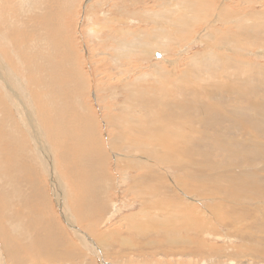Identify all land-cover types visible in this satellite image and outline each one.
<instances>
[{"label": "rangeland", "instance_id": "obj_1", "mask_svg": "<svg viewBox=\"0 0 264 264\" xmlns=\"http://www.w3.org/2000/svg\"><path fill=\"white\" fill-rule=\"evenodd\" d=\"M25 1L0 0V228H8L12 240V247L6 249L7 241L0 234V247L7 250L1 251L0 264H12L14 251L24 264H264V172L259 171L264 169V123L260 122H264V74L251 70L243 75L240 66L264 67V58H258L262 50L264 55V24L249 33L237 28L257 16L264 22V0H202L207 17L197 24L188 17L200 11L184 10L185 0ZM236 21L241 23L235 26ZM182 24L189 26L185 34L179 32ZM229 30L233 39L243 42L241 51L227 46ZM210 31H218L217 36L208 35ZM155 36L169 43L166 48H149L146 54L140 45L155 44ZM137 39V48L123 44ZM244 54L252 56L241 60ZM139 77L144 80L138 83ZM226 82L234 93L227 100L216 91ZM138 97H144L146 104L139 105ZM225 102L250 112L243 117L235 112L237 117ZM128 103L134 108H127ZM247 118L253 122L246 123ZM77 121L91 124L87 133L92 136L86 137L83 128L74 129ZM123 132L127 138L121 139ZM149 139L157 144L144 145ZM130 141L140 142L141 153L148 152L143 158L151 157L154 166L133 159L142 154L125 147ZM217 176L219 184L210 186ZM244 181L253 185H243ZM182 183L199 184L201 192ZM226 188L249 202L228 199ZM44 197L45 204H40ZM19 221L21 235L9 224Z\"/></svg>", "mask_w": 264, "mask_h": 264}, {"label": "bare ground", "instance_id": "obj_2", "mask_svg": "<svg viewBox=\"0 0 264 264\" xmlns=\"http://www.w3.org/2000/svg\"><path fill=\"white\" fill-rule=\"evenodd\" d=\"M21 1V0H20ZM25 1V0H24ZM31 1V0H30ZM29 1V2H30ZM34 1H36V0H34ZM61 1V0H60ZM168 1V0H167ZM225 1V0H224ZM223 1V2H224ZM253 1V0H252ZM22 2H23V0H22ZM26 2V1H25ZM28 2V3H29ZM246 3V2H245ZM250 3V2H249ZM23 5L22 6H24L25 4L24 3H22ZM34 4V3H33ZM37 4V3H36ZM177 4H179V2H177ZM203 4H204V1H202V0H185V2H184V10H186L187 8L186 7H188V9H194L195 7H197V9H196V11L198 10V11H200V13H197L196 15H194V16H189L188 18L189 19H193L195 22V24H197V23H199V21L201 20V21H203V20H205L206 19V17H207V14L205 13V11H204V8H203ZM206 4V3H205ZM260 4V3H259ZM21 5V4H20ZM28 5V4H27ZM38 5V4H37ZM206 5H208V4H206ZM21 6V7H22ZM178 6V5H177ZM25 7H26V5H25ZM28 7H29V5H28ZM175 8H177L176 6H174ZM260 7V6H259ZM24 7H22V9H23ZM169 8V7H168ZM186 8V9H185ZM171 9V8H170ZM25 10V9H24ZM68 10V9H67ZM164 10V9H163ZM173 10V9H172ZM30 11H31V9H30ZM29 11V12H30ZM187 11V10H186ZM223 11V10H222ZM32 12V11H31ZM169 12V11H168ZM228 13L227 12V10H225L223 13ZM44 13V12H43ZM170 13V12H169ZM222 12H220V14H221ZM262 13V12H261ZM193 14V13H192ZM219 13H218V17L219 16H221ZM35 15V14H34ZM227 15V14H226ZM256 15H258V14H256ZM178 16V15H177ZM183 16V15H182ZM204 16H205V19H204ZM229 16V15H228ZM26 17V16H25ZM40 17V16H39ZM224 17H225V15H224ZM227 17V16H226ZM236 17H238V15H236ZM236 17H234L235 18V20L237 19ZM255 17V16H254ZM234 18H233V20H234ZM41 19V18H40ZM170 19V18H169ZM225 19V18H224ZM231 19V18H230ZM248 19V18H247ZM251 19V18H250ZM30 20V19H29ZM166 20V19H165ZM222 20V19H221ZM227 20H229V18L227 19ZM232 20V21H233ZM238 20H239V18H238ZM242 20H244V18L242 19ZM241 20V21H242ZM246 20V19H245ZM63 21V20H62ZM181 21V20H180ZM201 21H200V23H201ZM225 21H226V19H225ZM231 21V22H232ZM247 21V20H246ZM171 22V21H170ZM234 22V21H233ZM237 22V21H236ZM22 23V22H21ZM163 23H165V22H163ZM162 23V24H163ZM172 23H173V21H172ZM178 23V22H177ZM186 23V22H185ZM229 23V22H228ZM239 23H241V22H237V23H235V26L237 25V24H239ZM250 23V22H249ZM47 24V23H46ZM159 24V23H158ZM189 24V23H188ZM230 24V23H229ZM263 24H264V22L262 21H259L258 20V16L254 19V21L253 22H251L250 24H246L245 22L244 23H242L240 26H238L237 28H238V31H240V30H242V28H243V30H244V28H245V32L246 33H249L250 31L249 30H254L255 29V27H261L262 28V26H263ZM21 25V24H20ZM157 25V24H156ZM165 25V24H164ZM170 25V24H169ZM168 25V26H169ZM178 25V24H177ZM24 25H22V27H23ZM25 27V26H24ZM36 27H38V26H36ZM171 28V27H170ZM172 28H174V27H172ZM178 28V27H177ZM264 28V27H263ZM188 29H189V26H187V25H183L182 24V26L180 25V28H179V32H180V34H185L187 31H188ZM242 30V31H243ZM264 30V29H263ZM34 31V30H33ZM32 31V32H33ZM56 31V30H55ZM31 32V33H32ZM120 32V31H119ZM158 32V31H157ZM211 32V31H210ZM209 32V33H210ZM218 32V31H217ZM217 32H215V33H213V32H211V34H208V35H212V34H217ZM255 32V31H254ZM253 32V33H254ZM21 33V32H20ZM46 33V32H45ZM122 33V32H121ZM208 33V32H207ZM229 33L230 34H227L226 35V37L228 36V40H227V42H229V43H227V46H230V45H233V48L234 47H236L235 49H240L239 51H241V49H242V45H243V42L242 43H240L241 41L240 40H235V39H233L232 38V36H231V32H230V30H229ZM243 33H244V31H243ZM245 33V34H246ZM2 34V33H1ZM48 34V33H47ZM67 34V33H66ZM177 34V33H176ZM180 34H178V35H180ZM223 34L224 33H222V35H220V36H223ZM136 35V34H135ZM244 35V34H243ZM249 35V34H248ZM15 36V35H14ZM165 37L166 36H168V35H164ZM163 36V37H164ZM217 36V35H216ZM225 36V35H224ZM247 36V35H246ZM3 37V36H2ZM124 37V36H123ZM198 37V36H197ZM203 37H204V35H203ZM250 37V36H249ZM13 38V37H12ZM35 38V37H34ZM162 38V37H161ZM184 38H186V37H184ZM208 39H210V37H207ZM247 38H248V36H247ZM155 39H156V42H155V44H152V42H148V41H146V42H143V43H141V45L140 46H143V50H144V52H146V54L149 52V48L150 49H152V48H166V46L168 45V43L169 42H167V43H161V42H163V41H161V42H159L158 40H157V38H156V36H155ZM213 39H216V37H214ZM252 39V38H251ZM52 40V39H51ZM126 40V39H125ZM153 41H154V39H152ZM181 40V39H180ZM129 41H131V40H129ZM128 41V42H129ZM166 41V40H165ZM164 41V42H165ZM198 41V40H197ZM202 41V40H201ZM222 41H223V39H222ZM254 41V40H253ZM140 42H141V40H140ZM180 42V41H179ZM205 42H207V41H205ZM226 42V41H225ZM224 42V43H225ZM53 43V42H52ZM151 43V44H150ZM208 45L210 46V48L212 47L211 45L213 44L212 43V41L211 40H209L208 42ZM257 43V42H256ZM255 43V44H256ZM124 44V46H126V47H128L130 50H131V48L132 47H136L137 48V46H138V39L137 40H135V41H133L132 43H130L129 42V44H126V43H123ZM252 44V43H251ZM119 45V44H118ZM120 45H122V44H120ZM225 45H226V43H225ZM260 45V44H259ZM258 45V46H259ZM226 46V47H227ZM257 45H256V47H258ZM261 46V45H260ZM264 46V45H263ZM64 47V46H63ZM225 47V48H226ZM262 47V46H261ZM213 48V47H212ZM228 48V47H227ZM230 48V47H229ZM233 48H231V49H233ZM168 49V48H167ZM122 51H123V49H121ZM133 50V49H132ZM234 50V49H233ZM247 50V49H246ZM260 50V49H259ZM125 51V50H124ZM161 51V50H160ZM10 52V51H9ZM153 52V51H152ZM212 52V51H211ZM236 52V51H235ZM69 53H71V52H69ZM126 53V52H125ZM128 53V52H127ZM181 53H183V51L181 52ZM241 53V52H240ZM157 54V53H156ZM159 54V53H158ZM162 54V56H164V53H161ZM160 54V55H161ZM212 53H210L209 54V57H211L212 55H211ZM252 54V53H251ZM251 54H244V55H241L242 57H241V60H246V58L248 57V56H252ZM123 55H124V53H123ZM205 55V54H204ZM119 56V55H118ZM117 56V57H118ZM126 56V55H125ZM199 56V55H198ZM53 57V56H52ZM116 57V58H117ZM121 57V56H120ZM216 57H219V56H216ZM119 58V57H118ZM123 58V57H122ZM122 58H120V59H122ZM233 58V57H232ZM258 58H264V55H263V50H262V52H259L258 53ZM162 59V58H161ZM199 59V58H198ZM254 59V58H253ZM69 60H71L70 58H69ZM164 62H169L167 59H162ZM216 60V59H215ZM238 60V59H237ZM248 60V59H247ZM0 61H2L1 60V58H0ZM204 61V60H203ZM213 61V60H212ZM215 62V61H214ZM238 62H240L239 60H238ZM246 62V61H245ZM172 63V62H171ZM209 63V62H208ZM241 63H244V61L243 62H241ZM240 63V64H241ZM173 64V63H172ZM174 64H175V62H174ZM233 64V63H232ZM245 64V63H244ZM240 65L242 68V70L243 71H245V74H243V75H246V72H250L251 70H254L253 72H255L256 71V73L255 74H257V72H259V73H261V75H263L264 74V67H252L251 66V63H246L247 65H248V67L246 66V65ZM73 65V64H72ZM227 65V64H226ZM239 65V64H238ZM261 65V64H260ZM158 66V65H157ZM211 66V65H210ZM230 66V65H229ZM244 66V67H243ZM250 66V67H249ZM262 66V65H261ZM154 67V66H153ZM155 67H156V65H155ZM154 67V68H155ZM160 68V67H159ZM205 68V67H204ZM228 68V67H227ZM230 68H231V66H230ZM234 68V67H233ZM236 68V67H235ZM162 69V68H161ZM220 69V68H219ZM224 69V68H223ZM222 69V70H223ZM232 69V68H231ZM239 69V68H238ZM151 70H153L152 68H151ZM158 70H160V69H158ZM225 71H226V68H225ZM160 72V71H159ZM7 73V72H6ZM190 73H192V72H190ZM242 73V72H241ZM59 74V73H58ZM204 74H206V73H204ZM249 74V73H248ZM248 74H247V77H248ZM0 75H1V73H0ZM7 75V74H6ZM41 75V74H40ZM157 75H159V74H157ZM209 74H207V76H208ZM242 75V76H243ZM254 74H252V76H253ZM259 75V74H258ZM3 76V75H2ZM160 76V75H159ZM218 76V75H217ZM225 76V75H224ZM249 76H250V74H249ZM10 77V76H9ZM191 77V76H190ZM219 77V76H218ZM223 77V76H222ZM243 77H245V76H243ZM6 78V77H5ZM8 78V77H7ZM6 78V79H7ZM143 78V77H142ZM187 78V77H186ZM225 78V77H224ZM138 79H140V77L138 78ZM178 79V78H177ZM193 79V78H192ZM226 79V78H225ZM248 79H249V77H248ZM252 79V78H251ZM8 80H9V78H8ZM14 80V79H13ZM141 80H144V79H140V80H138V81H136V82H141ZM160 80H161V78H160ZM204 80V79H203ZM206 80V79H205ZM17 81V80H16ZM189 81H191V80H189ZM199 81V80H198ZM223 81V80H222ZM10 82V81H9ZM13 82V81H12ZM11 82V83H12ZM205 82V81H204ZM214 82V81H213ZM212 82V83H213ZM221 82V81H220ZM238 82H239V80H238ZM240 82H242V80L240 81ZM247 82V81H246ZM1 83H2V81H1ZM14 83H15V81H14ZM13 83V84H14ZM18 83H20V84H22L21 83V81H20V79H19V81H18ZM186 83V82H185ZM184 83V84H185ZM208 83H210V82H208ZM3 84V83H2ZM12 84V85H13ZM192 84H195V83H192ZM220 84V83H219ZM247 84V83H246ZM16 85V84H15ZM71 85V84H70ZM213 85H215V84H213ZM230 85H232V84H227V82L223 85L222 84V86L220 85V87H218V88H216V91L218 92V93H220V94H218V95H220V97H222V98H224L225 100H227V98H229V96H233V92L230 90V88L232 87V86H230ZM3 86V85H2ZM5 86H7V84L5 85ZM9 86V85H8ZM77 86V85H76ZM209 86V85H208ZM74 87V86H73ZM197 87V86H196ZM199 88H200V86H198ZM239 87V86H238ZM241 87V86H240ZM3 88V87H2ZM7 88V87H6ZM10 88V87H9ZM9 88H8V90H9ZM77 88V87H76ZM186 88V87H185ZM205 89L206 88H208V87H204ZM203 88V89H204ZM247 88V87H246ZM49 89V88H48ZM74 89H75V87H74ZM195 89V88H194ZM200 89H202V88H200ZM200 89H197V90H200ZM240 89V88H239ZM5 90H7V89H5ZM40 90V89H39ZM77 90V89H76ZM80 90V89H79ZM178 90H179V88H178ZM177 90V91H178ZM196 90V89H195ZM209 90H210V88H209ZM208 90V91H209ZM211 90H213V89H211ZM215 90V89H214ZM244 90V89H243ZM4 91V90H3ZM11 90H9V92H10ZM176 91V90H175ZM215 91V92H216ZM237 91V90H236ZM2 92V91H1ZM45 92V91H44ZM79 92V91H78ZM165 92V91H164ZM172 92H173V90H172ZM192 92V91H191ZM198 92V91H197ZM200 92H202V90L200 91ZM199 92V93H200ZM217 92H216V95H217ZM241 92V91H240ZM6 93H8V91H6ZM80 93V92H79ZM129 93V92H128ZM174 93V92H173ZM172 93V94H173ZM208 93H210V92H208ZM207 93V94H208ZM212 93V92H211ZM242 93V92H241ZM9 94V93H8ZM14 94V93H13ZM29 95H30V93H28ZM171 94V95H172ZM175 94V93H174ZM235 94H237V93H235ZM244 94V93H243ZM3 95V94H2ZM181 95V94H180ZM211 95V94H210ZM215 95V96H216ZM10 96H12V95H9V97ZM129 96V95H128ZM132 96H134V95H132ZM186 96V95H185ZM184 96V97H185ZM208 96V95H207ZM4 97V96H3ZM7 97V96H6ZM18 97V96H17ZM20 97V96H19ZM30 97V96H29ZM173 97V96H172ZM179 97V96H178ZM178 97H175V98H178ZM182 98H183V96H181ZM199 97H201V96H199ZM235 97H236V95H235ZM15 97L13 96V99H14ZM21 98V97H20ZM208 98V97H207ZM212 98V97H211ZM218 98H219V96H218ZM233 98V97H232ZM9 99V98H8ZM13 99H11L12 101H13ZM16 99V98H15ZM131 99V98H130ZM147 99H149V98H147ZM172 99V98H171ZM179 99V98H178ZM177 99V100H178ZM202 99V98H201ZM200 99V100H201ZM217 99V98H216ZM220 99V98H219ZM244 99V98H243ZM10 100V99H9ZM21 100V99H20ZM19 100V101H20ZM137 100L139 101V105H145L146 104V100H145V98L143 97V98H137ZM176 100V99H175ZM185 101H186V99H184ZM188 100V99H187ZM198 100H199V98H198ZM214 100V99H213ZM230 100V99H229ZM239 100V99H238ZM8 101V100H7ZM131 101H133V100H131ZM150 101V100H149ZM179 101H181V100H179ZM183 101V100H182ZM185 101H184V103H185ZM189 101V100H188ZM206 101H208L207 99H206ZM240 101V100H239ZM6 102V101H5ZM134 102H136V101H134ZM134 102H132L131 104H133ZM170 102H172L171 100H170ZM200 102V101H199ZM204 102V101H203ZM13 103V102H12ZM25 103V102H24ZM24 103H22V104H24ZM148 104H149V102H147ZM169 103V102H168ZM175 103V102H174ZM195 103V102H194ZM208 103H211V102H208ZM214 103V102H213ZM212 103V104H213ZM221 103V102H220ZM226 103V102H225ZM250 103H252V104H254V102L252 101V102H250ZM3 104V103H2ZM9 104V103H8ZM7 103H5V106L6 105H8ZM11 104V103H10ZM9 104V105H10ZM14 104H15V101H14ZM19 104V103H18ZM22 104H21V106H22ZM33 104V103H32ZM44 104V103H43ZM136 104H137V102H136ZM151 104V103H150ZM163 104V103H162ZM172 105H173V103H171ZM177 104V103H176ZM178 104H179V102H178ZM181 104V103H180ZM187 104V103H186ZM185 104V105H186ZM189 104V103H188ZM200 104V103H199ZM212 104H210L211 106H212ZM223 104V103H222ZM227 105H229V106H231V109H232V111L235 113V112H238V113H240V115L243 117V116H247L248 115V113L250 112L249 110H247L248 108H242V107H240L241 109H243V110H238V104L236 103H232V102H227L226 103ZM0 105H1V103H0ZM55 105V104H54ZM57 105V104H56ZM134 105H135V103H134ZM134 105H130L129 103L128 104H125V106L127 107V108H132ZM154 105H156V104H154ZM161 105V104H160ZM165 105H167V104H165ZM181 105H183V103L181 104ZM218 105V104H217ZM220 105V104H219ZM218 105V106H219ZM224 105V104H223ZM241 105V104H240ZM4 106V107H5ZM11 106V105H10ZM20 106V107H21ZM28 106V105H27ZM135 106H137V105H135ZM147 106V105H146ZM159 106V105H158ZM168 106H169V104H168ZM175 106H177V105H175ZM203 106V105H202ZM246 106V105H245ZM249 106V105H248ZM25 107V106H24ZM35 107V106H34ZM46 107H48V106H46ZM139 107V106H138ZM157 107V106H156ZM164 107V105L162 106V108ZM178 107V106H177ZM180 107V106H179ZM182 107V106H181ZM188 107H190V106H188ZM204 107V106H203ZM215 107V106H214ZM220 108H221V106H219ZM225 107V106H224ZM223 107V108H224ZM1 108V107H0ZM2 108H3V105H2ZM8 109L9 110V107L7 106V107H5L4 109ZM59 107H57L56 109H58ZM134 108V107H133ZM132 108V109H133ZM146 108V107H145ZM159 108V107H158ZM165 108V107H164ZM168 108V107H167ZM183 108H185V107H183ZM199 108V107H198ZM226 108V107H225ZM6 109V110H7ZM20 109V108H19ZM43 109H44V107H43ZM180 109V108H179ZM186 109V108H185ZM217 109V108H216ZM222 109V108H221ZM220 109V110H221ZM227 109V108H226ZM251 109V108H250ZM7 110V111H8ZM21 110V109H20ZM45 110V109H44ZM48 110H50V109H48ZM152 110V109H151ZM174 110V109H173ZM187 111H188V109H186ZM185 110V111H186ZM212 110V109H211ZM225 110V109H224ZM223 110V111H224ZM252 110H253V106H252ZM10 111V110H9ZM30 111V110H29ZM126 111V110H125ZM148 111V110H147ZM150 111V110H149ZM181 111V110H180ZM190 111H192V110H190ZM12 112V111H11ZM10 112V113H11ZM18 112V111H17ZM16 112V113H17ZM20 112V111H19ZM184 112V111H183ZM200 112H202V111H200ZM3 113V112H2ZM9 113V114H10ZM22 113V112H21ZM147 114H148V112H146ZM179 113V112H178ZM178 113H177V115H176V117H178ZM185 113V112H184ZM190 113V112H189ZM221 113V112H220ZM17 114H20V113H17ZM29 114V113H28ZM46 114V113H45ZM44 114V115H45ZM168 114V113H167ZM166 114V115H167ZM174 114V113H173ZM197 114H199V113H197ZM233 114V113H232ZM251 114V113H250ZM180 115H182V111L180 112ZM180 115H179V117H180ZM187 115V114H186ZM194 115V114H193ZM202 114H199V116H201ZM205 115V114H204ZM207 115H209V114H207ZM206 115V116H207ZM211 115V114H210ZM217 115V114H216ZM221 115V114H220ZM228 115V114H227ZM235 115H236V113H235ZM239 115V114H238ZM11 116V115H10ZM37 116V115H36ZM185 116V115H184ZM197 116V115H196ZM229 116V115H228ZM237 116V115H236ZM175 117V116H174ZM190 117V116H189ZM223 117H225V115L223 116ZM233 117V116H232ZM231 117V118H232ZM237 117H239V116H237ZM236 117V118H237ZM20 118H21V116H20ZM173 118V117H172ZM172 118H169V119H172ZM187 118H188V116H187ZM198 118V117H197ZM229 118H230V116H229ZM250 118V117H249ZM254 117L252 116L251 117V119H253ZM78 119V118H77ZM183 119V118H182ZM206 119V118H205ZM209 119V118H208ZM211 119H213V117L211 118ZM215 119V118H214ZM242 119V118H241ZM254 119H256V118H254ZM25 120V119H24ZM42 120V119H41ZM201 119H199V121H200ZM218 120V119H217ZM231 120H233V118L231 119ZM237 120V119H236ZM235 120V121H236ZM257 120H259V119H257ZM17 121V120H16ZM167 121V120H166ZM171 121V120H170ZM177 121V120H176ZM180 121V120H179ZM185 121H186V119H185ZM188 121H190V120H188ZM206 121H207V119H206ZM214 121V120H213ZM216 121V120H215ZM214 121V122H215ZM244 121H246V123H249V122H253V121H251L250 119H245ZM256 121V120H255ZM254 121V122H255ZM24 122V121H23ZM30 122V121H29ZM28 122V123H29ZM164 122V121H163ZM178 122V121H177ZM204 122H205V120H204ZM212 122V121H211ZM211 122H210V124H211ZM221 122V121H220ZM229 122V121H228ZM238 122V121H237ZM240 122H242V124L244 123L242 120L240 121ZM260 122H261V124H263L264 122L263 121H261L260 120ZM35 123V122H34ZM88 123H89V121H88ZM165 123V122H164ZM167 123V122H166ZM173 123V122H172ZM183 123H185L184 121H183ZM202 123V122H201ZM217 123V122H216ZM226 123V122H225ZM233 124L235 123V122H232ZM257 123H258V121H257ZM53 124V123H52ZM58 124H60V122H58ZM74 124V129H78V127L79 128H83V130H85V136L86 137H88V136H92V134H88L87 132H91L92 131V126H91V124H87V121H77V122H75V123H73ZM174 124V123H173ZM177 124V123H176ZM188 124V123H187ZM186 124V125H187ZM202 124H204V123H202ZM223 124H224V122H223ZM238 124H240V123H238ZM237 124V125H238ZM250 124V123H249ZM23 125H25L26 126V124L24 123ZM57 125V124H56ZM65 125V124H64ZM179 125V124H178ZM177 125V126H178ZM184 125V124H183ZM228 125V124H227ZM230 125V124H229ZM235 125H236V123H235ZM248 125V124H247ZM246 125V126H247ZM257 125H259V124H257ZM256 125V126H257ZM30 126V125H29ZM54 126H55V124H54ZM115 126V125H114ZM180 126V125H179ZM179 126H178V129H179ZM205 126V125H204ZM207 126V125H206ZM214 125H212V127H213ZM243 126V125H242ZM245 126V125H244ZM253 126V125H252ZM252 126H250V127H252ZM28 127V126H27ZM56 127V126H55ZM120 127H122V126H120ZM166 127V126H165ZM186 127V126H185ZM188 127H190L191 128V126H188ZM193 127V126H192ZM209 127V126H208ZM230 127V126H229ZM229 127H228V129H229ZM235 127V126H234ZM233 126H232V128H234ZM248 127V126H247ZM59 128H61V127H59ZM167 128V127H166ZM173 128V127H172ZM172 128H168L169 130L170 129H172ZM231 128V127H230ZM240 129H241V131H243V129H242V127H239ZM239 128H237L238 129V131H239ZM58 129V128H57ZM125 129V128H124ZM133 129V128H132ZM196 129V128H195ZM199 129V128H198ZM200 129H201V127H200ZM204 129V128H203ZM246 129V128H245ZM251 129H253V128H251ZM251 129H248V131L247 132H249V130H251ZM130 131H131V129H129ZM158 130V129H157ZM173 130H174V128H173ZM186 130V129H185ZM192 130V129H191ZM230 130V129H229ZM233 130V129H232ZM15 128H14V133H15ZM78 131V130H77ZM76 130H75V132H77ZM82 131V130H81ZM120 131V130H119ZM121 131H123V130H121ZM133 131V130H132ZM154 131H156V130H154ZM161 131V130H160ZM170 131H172V130H170ZM178 131V130H177ZM176 130H174L173 132H177ZM180 131V130H179ZM182 131V130H181ZM200 131V130H199ZM231 131V130H230ZM233 131H235V129L233 130ZM237 131V130H236ZM79 132V131H78ZM77 132V133H78ZM159 132V131H158ZM163 132H164V129H163ZM162 132V133H163ZM184 132V131H183ZM194 132V131H193ZM240 132V131H239ZM246 132V131H245ZM134 133V132H133ZM132 133V134H133ZM136 133V132H135ZM147 133V132H146ZM145 133V134H146ZM167 132H165L164 134H166ZM169 133V132H168ZM178 133V132H177ZM180 133V132H179ZM185 133V132H184ZM186 133H187V131H186ZM191 133V132H190ZM12 134H13V132H12ZM16 134V133H15ZM19 134V133H18ZM132 134L130 135V136H132ZM149 134V133H148ZM175 134V133H174ZM181 134H182V132H181ZM147 135V134H146ZM162 134H159V137H162L161 136ZM191 135V134H190ZM194 135V134H193ZM196 135V134H195ZM199 135V134H198ZM223 135V134H222ZM14 136V135H13ZM74 136H76V137H79L78 135H76V134H74ZM120 136V135H119ZM118 136V137H119ZM133 136H135V135H133ZM136 136H137V134H136ZM166 137H167V135H165ZM164 136V137H165ZM173 136V135H172ZM175 136V135H174ZM185 136H186V134H185ZM188 136V135H187ZM200 136V135H199ZM58 137V136H57ZM117 137V136H116ZM180 137V136H179ZM189 137V136H188ZM187 137V138H188ZM191 138L193 137V136H190ZM223 137V136H222ZM226 137V136H225ZM123 138H127L126 137V133H124L123 132V134H122V137H121V139H123ZM137 138V137H136ZM148 138V137H147ZM152 138V137H151ZM191 138H190V140H191ZM28 139V138H27ZM26 139V140H27ZM121 139H118L119 141H121ZM153 139V138H152ZM152 139H149V142H147L146 140V142L147 143H144V145H146V146H148V144H157L156 143V140H152ZM167 139H168V137H167ZM170 139H171V137H170ZM189 139V138H188ZM116 142H117V140L116 139H114ZM127 140H129V139H127ZM131 140V139H130ZM159 139H158V137H157V141H158ZM163 140V139H162ZM176 140V139H175ZM178 140V139H177ZM177 140H176V143H177ZM185 140H186V137H185ZM89 141H91V143L93 142V140L92 139H90ZM124 141V140H123ZM170 141V140H169ZM189 141V140H188ZM40 142V141H39ZM41 143V142H40ZM112 143V142H111ZM115 143V142H114ZM134 143V142H133ZM131 141L130 142H128L126 145H125V147H127L128 149H133V151L134 152H136V153H138V154H142V157H138V155L136 154V155H133V159L134 160H136L138 163H140V164H142V165H145V166H149V167H152V165L151 164H153V166H154V163H150V162H152L151 161V157H146L145 159L143 158V155H145L146 153H148V152H145V154H143L144 152H142L141 153V149H140V142L139 143H136V144H133ZM160 143V142H159ZM190 143H191V141H190ZM170 144V143H169ZM36 145H38V144H36ZM35 145V146H36ZM118 145V144H117ZM159 145V144H158ZM179 145V144H178ZM42 146H44V145H42ZM92 147L94 146V145H91ZM153 146V145H152ZM162 146H163V143H162ZM47 147V146H46ZM116 147V146H115ZM120 147V146H119ZM40 148V147H39ZM42 148V147H41ZM64 148H65V150H66V147L64 146ZM159 148V147H158ZM145 149H146V147H145ZM144 149V150H145ZM152 149H154V146H153V148ZM257 149V148H256ZM255 149V150H256ZM262 149V148H261ZM260 149V150H261ZM39 150V149H38ZM41 150V149H40ZM45 150V149H44ZM47 150V149H46ZM55 150V149H54ZM147 150V149H146ZM259 150V151H260ZM42 151H43V148H42ZM56 151V150H55ZM262 151H264V149H262ZM64 152V151H63ZM85 152V151H84ZM261 152V151H260ZM260 152H258V153H260ZM65 153V152H64ZM151 153V152H150ZM236 152H234V153H232V154H235ZM239 153V152H238ZM248 153V152H247ZM252 153V152H251ZM263 152H261L260 154H262ZM40 154V153H39ZM237 154V153H236ZM245 154V153H244ZM255 154V153H254ZM24 155V154H23ZM50 155V154H49ZM241 155V154H240ZM246 155V154H245ZM250 154L248 153V156H249ZM43 156V155H42ZM149 156V155H148ZM242 156V155H241ZM247 156V155H246ZM247 156V157H248ZM256 156H258V154L256 155ZM262 156H263V154H262ZM120 157L121 156H119V159H120ZM174 157V156H173ZM243 157V156H242ZM260 157V156H259ZM54 158V157H53ZM139 158V159H138ZM169 158V157H168ZM164 159V158H163ZM249 159V158H248ZM50 160V159H49ZM49 160H48V162H49ZM54 160V159H53ZM117 160V159H116ZM166 160V159H165ZM18 161V160H17ZM28 161V160H27ZM30 164V163H29ZM56 164V163H55ZM65 164H67V162L65 163ZM264 164V163H263ZM46 166H47V163H46ZM50 168L52 167V166H50V165H48ZM66 167V166H65ZM65 167H64V169H65ZM222 167H224V166H222ZM221 167V168H222ZM220 168V169H221ZM236 168V167H235ZM46 170H49V169H47V168H45ZM263 169V167L261 168V169H259V171H263L264 172V169ZM11 170V169H10ZM211 170H213V169H211ZM215 170V169H214ZM35 171V170H34ZM208 171V170H207ZM236 171L237 172H239V170H235V172L234 173H236ZM241 171V170H240ZM51 172V171H50ZM97 172L98 171H94V173H96V176H98V174H97ZM206 172V171H205ZM244 172V171H243ZM49 173V172H48ZM47 173V174H48ZM56 173V172H55ZM217 173V172H216ZM247 173V172H246ZM246 173H245V175H246ZM210 174V173H209ZM220 174V173H219ZM238 174V173H237ZM240 174H241V172H240ZM240 174H238V175H240ZM14 175H15V173H14ZM213 175H216V174H214V172H213ZM221 175H224L225 176V174H222L221 173ZM226 175H227V173H226ZM231 175V174H230ZM229 175V176H230ZM243 175V174H242ZM54 176V175H53ZM209 176V175H208ZM228 176V177H229ZM235 176H236V174H235ZM251 176V175H250ZM4 177V176H3ZM99 177V176H98ZM207 177V176H206ZM223 176H221V178H222ZM226 177V176H225ZM230 177H233V174H232V176H230ZM241 177V176H240ZM239 177V178H240ZM244 177V176H243ZM7 178V177H6ZM151 178L152 179H154V175H152L151 176ZM204 178V177H203ZM219 176H217V179H215L214 181L212 180V183H211V185L210 186H212L213 185V182H218L219 181ZM235 178V177H234ZM237 178V177H236ZM249 178V177H248ZM248 178H246V180H249ZM256 178V177H255ZM8 180H9V178H7ZM13 179V178H12ZM226 179H228V178H226ZM232 180H235V179H233V178H231ZM230 179V181H232ZM250 179H252V177L250 178ZM253 179H254V177H253ZM258 179V178H257ZM263 178H261L260 179V177H259V182H260V180H262ZM102 180V179H101ZM204 180V179H203ZM210 180V178L208 177V181ZM224 180V179H223ZM223 180L222 181H220V182H222L223 184H224V182H223ZM243 180V179H242ZM12 181V180H11ZM11 181H10V184H11ZM41 181V180H40ZM103 181V180H102ZM211 181V180H210ZM209 181V182H210ZM240 181V180H239ZM250 181V180H249ZM258 181V180H257ZM4 182V181H3ZM2 182V183H3ZM9 182V181H8ZM39 182V181H38ZM37 182V183H38ZM97 182V181H96ZM101 182V181H100ZM105 181H103V183H104ZM203 182H207V181H203ZM235 182V181H234ZM236 182H238V181H236ZM245 183H243V185L244 184H246V182L247 183H249L248 181H244ZM252 182V181H251ZM263 182V181H262ZM17 183V182H16ZM41 183V182H40ZM92 183V182H91ZM94 183V182H93ZM92 183V184H93ZM214 183V184H215ZM242 183V182H241ZM253 183V182H252ZM252 183H249L250 185L252 184ZM255 183H257V182H255ZM254 183V184H255ZM7 185L6 186H11L10 184H8V183H6ZM36 183H34V185H35ZM39 184V183H38ZM37 184V185H38ZM76 184V183H75ZM101 184V183H100ZM204 184V183H203ZM208 184V183H207ZM219 184V182L217 183V185ZM227 184V183H226ZM231 184H234V185H236V184H238V183H232L231 182ZM230 184V185H231ZM42 185V184H41ZM49 185V184H48ZM94 186H95V184H93ZM208 185V186H209ZM216 185V184H215ZM222 185V184H221ZM221 185H219V186H221ZM230 185H229V183H228V186H229V188H231L230 187ZM253 185V184H252ZM256 185V184H255ZM101 187L103 186L104 187V185H100ZM174 186V185H173ZM173 186H171V187H173ZM182 186H185V187H188L189 189H192V190H195V192H201V186H199V184H197V185H188V184H185V183H182ZM207 186V185H206ZM214 186V185H213ZM224 186H226V185H223V188H224ZM231 186H233V185H231ZM240 186H241V184H240ZM246 186V185H245ZM257 186V185H256ZM261 186H262V184H261ZM263 186H264V184H263ZM27 187V186H26ZM70 187V186H69ZM175 187V186H174ZM215 187H217V186H215ZM227 187V186H226ZM234 187V186H233ZM238 187V186H237ZM244 187V186H243ZM257 187H259V186H257ZM96 188V187H95ZM212 188H214V187H212ZM220 188V187H219ZM235 188V187H234ZM242 188V187H241ZM264 188V187H263ZM263 188H262V190H263ZM90 189H92L93 191H94V189H93V187H90ZM221 189H222V187H221ZM238 189V191H241V190H239V188H237ZM248 189V188H247ZM247 189H246V191H247ZM254 189H255V186H254ZM256 189H258V188H256ZM256 189L254 190V191H256ZM31 190H34V186H32V188H31ZM104 190V189H103ZM208 190V189H207ZM213 190V189H212ZM222 190H224V189H222ZM226 191V194H227V198L228 199H234V200H238V201H242L243 203L244 202H247L248 201V199L249 198H247V197H244V196H242V195H236V194H239V193H237V192H235L234 191V189L232 188V189H230V191H228L227 190V188L225 189ZM243 190V189H242ZM10 191V190H9ZM50 191V190H49ZM93 191H92V193H93ZM216 191H218V188H217V190ZM245 190H244V192H246ZM253 191V190H252ZM251 191V192H252ZM16 192V191H15ZM22 192V191H21ZM33 192V191H32ZM63 192V191H62ZM202 192H203V189H202ZM209 192V191H208ZM217 193V192H216ZM247 193V192H246ZM256 193H258V192H256ZM262 193H264V190L262 191ZM63 194H64V192H63ZM222 194H224V193H222ZM248 194H249V192H248ZM253 194V193H252ZM44 195H45V191H44ZM214 195H216V194H213V196ZM233 195V196H232ZM52 196V195H51ZM66 196H68V194L66 195ZM74 196V195H73ZM72 196V197H73ZM246 196V195H245ZM262 196V195H261ZM22 197V196H21ZM32 197H34V195L32 196ZM102 197V196H101ZM226 197V196H225ZM46 197H44V200H43V202H41L40 204H42V203H44L45 204V202H46V199H45ZM224 198V197H223ZM60 199H62V194H61V196H60ZM226 199V198H225ZM224 199V200H225ZM262 199V198H261ZM218 200H220V199H218ZM222 200V199H221ZM229 200V201H230ZM252 200V199H251ZM61 201V200H60ZM228 201V202H229ZM233 201V200H232ZM231 201V202H232ZM254 201H256V199L254 200ZM7 202V201H6ZM220 202V201H219ZM249 202V201H248ZM247 202V203H248ZM223 203V202H222ZM232 203H234V201L232 202ZM246 203V204H247ZM253 203V202H252ZM254 203H256V202H254ZM40 204H38L39 206H40ZM63 204H65V203H63ZM228 204V203H227ZM242 204V203H241ZM230 205V204H229ZM243 205V204H242ZM241 205V206H242ZM73 206H74V204H73ZM181 206V205H180ZM242 207H244V206H242ZM247 207V206H246ZM43 208V207H42ZM44 208H45V206H44ZM245 210V209H244ZM49 212V211H48ZM237 212V211H236ZM240 212V211H239ZM34 213V212H33ZM57 213V212H56ZM235 213V212H234ZM233 213V214H234ZM242 213H243V211H242ZM2 214V213H1ZM21 214H22V212H21ZM236 214V213H235ZM23 215V214H22ZM237 215H238V212H237ZM240 215H241V212H240ZM10 216V215H9ZM243 216V215H242ZM235 217H236V215H235ZM238 217H239V215H238ZM243 217H245V216H243ZM39 218V217H38ZM47 218V217H46ZM223 218H225V217H223ZM227 218V217H226ZM234 218V217H233ZM232 217H231V220L233 219ZM48 219V218H47ZM228 219H229V217H228ZM243 219H245V218H243ZM1 220V219H0ZM227 220V219H226ZM234 220V219H233ZM246 220V219H245ZM53 221V220H52ZM229 221V220H228ZM235 221V220H234ZM239 220L237 219V222H238ZM247 221H248V219H247ZM11 222V221H10ZM23 222V221H22ZM240 222H243L242 220L240 221ZM3 223V222H2ZM248 223V222H247ZM10 224V229H12V230H14V231H16L17 233H15V234H20L21 235V232H22V230L23 229H21V228H19V227H21L22 226V223L19 221L16 225H13L12 223H9ZM46 225H48L49 224V222H47V223H45ZM51 224H53V223H51ZM8 225V224H7ZM135 225V224H134ZM247 225V224H246ZM238 226V225H237ZM2 227V226H1ZM5 227V226H4ZM43 227V226H42ZM47 227V226H46ZM75 227V226H74ZM246 227V226H245ZM3 228V227H2ZM24 228V227H23ZM134 228V227H133ZM52 230H53V228H52ZM47 231H49V230H47ZM94 231V230H93ZM7 232V233H6ZM245 232V231H244ZM8 228L5 230V231H2L1 230V228H0V234H1V236L3 235V239H2V241L4 242V240H6L7 242H6V244H5V248L7 249V245H8V247H12V240H11V235L9 236L8 235ZM52 233H53V231H52ZM241 233V232H240ZM46 234V233H45ZM54 234V233H53ZM89 234V233H88ZM80 235V234H79ZM88 237V236H87ZM113 238V237H112ZM24 240L23 241H25V238H23ZM85 239V238H84ZM21 240V239H20ZM13 241H15V239L13 240ZM20 242V241H19ZM68 242V241H67ZM89 242V241H88ZM93 242V241H92ZM15 243V242H14ZM13 243V244H14ZM18 243V242H17ZM17 243H15V245L17 244ZM84 243L85 242H81V244L84 246ZM14 245V247L16 248V246ZM18 245V244H17ZM20 245V244H19ZM26 246V245H25ZM88 246V245H87ZM20 247V246H19ZM5 248H3V250L1 249V247H0V254H1V251H5L6 249ZM5 249V250H4ZM11 249V248H10ZM19 249V248H18ZM88 249V248H87ZM12 250V249H11ZM21 250V249H20ZM97 250V249H96ZM7 251V250H6ZM25 251V250H24ZM14 255L12 256V258H10L11 259V262H12V264H24V263H22V256H19L18 255V253L16 252V251H14ZM102 254V253H101ZM1 256H3L2 254H1ZM0 256V257H1ZM8 256V255H7ZM25 256V255H24ZM29 256V255H28ZM64 257V256H63ZM68 258L70 257V256H67ZM66 258V257H65ZM29 259V258H28ZM56 259V258H55ZM0 260H2V259H0ZM57 260V259H56ZM10 261V260H9ZM24 262H25V260H24ZM109 263V262H108Z\"/></svg>", "mask_w": 264, "mask_h": 264}]
</instances>
